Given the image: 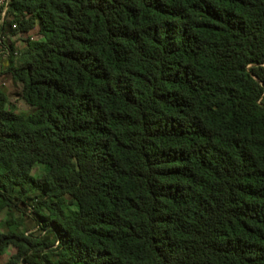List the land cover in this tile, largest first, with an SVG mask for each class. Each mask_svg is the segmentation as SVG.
<instances>
[{"label": "trees", "instance_id": "obj_1", "mask_svg": "<svg viewBox=\"0 0 264 264\" xmlns=\"http://www.w3.org/2000/svg\"><path fill=\"white\" fill-rule=\"evenodd\" d=\"M4 17L39 38L7 67L32 110L0 88V212L34 200L53 236L0 228V264H264V0H10Z\"/></svg>", "mask_w": 264, "mask_h": 264}, {"label": "rangeland", "instance_id": "obj_2", "mask_svg": "<svg viewBox=\"0 0 264 264\" xmlns=\"http://www.w3.org/2000/svg\"><path fill=\"white\" fill-rule=\"evenodd\" d=\"M0 7L2 8L1 4ZM3 18L5 17L0 14V24ZM38 38L39 35L37 34L36 28H32L28 31H20L16 29L14 25H12L11 28L6 27L4 30L0 28V88L6 93L10 107L14 112L19 114H27L32 110V107L21 98L20 83L12 79L11 74L7 72V67L11 59L13 62L17 60L20 53L25 48L27 41L36 40ZM41 172V165H36L32 170L33 175H38ZM29 192L31 195L33 194L32 190H29ZM63 198L68 200L67 196H63ZM19 200L20 199H16L13 207L10 209L4 208L0 212L1 230H13L14 232L22 233L30 240H41L43 238L51 240L53 233L42 229V223L39 224L38 218L34 213L35 209L44 212L42 205L34 202V200L32 202L27 200L29 205L24 206ZM71 206L73 207L72 204ZM55 245L56 243L54 246ZM15 253L16 247H7L5 252L0 256V261L2 263L8 261ZM50 257L52 259L54 258V256L51 255ZM15 264L23 263L16 262Z\"/></svg>", "mask_w": 264, "mask_h": 264}, {"label": "built area", "instance_id": "obj_3", "mask_svg": "<svg viewBox=\"0 0 264 264\" xmlns=\"http://www.w3.org/2000/svg\"><path fill=\"white\" fill-rule=\"evenodd\" d=\"M10 0H0V4L2 5V9H1V15L4 16L8 2Z\"/></svg>", "mask_w": 264, "mask_h": 264}]
</instances>
